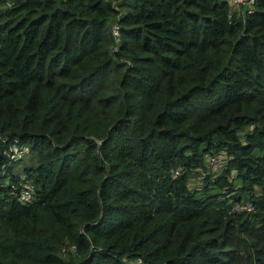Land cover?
Wrapping results in <instances>:
<instances>
[{
    "label": "trees",
    "instance_id": "trees-1",
    "mask_svg": "<svg viewBox=\"0 0 264 264\" xmlns=\"http://www.w3.org/2000/svg\"><path fill=\"white\" fill-rule=\"evenodd\" d=\"M233 9L0 0V264H264V0Z\"/></svg>",
    "mask_w": 264,
    "mask_h": 264
},
{
    "label": "built area",
    "instance_id": "built-area-1",
    "mask_svg": "<svg viewBox=\"0 0 264 264\" xmlns=\"http://www.w3.org/2000/svg\"><path fill=\"white\" fill-rule=\"evenodd\" d=\"M229 4L235 8V7H241V6H247L248 9H246L247 13H251L253 10V6L256 3V0H227ZM112 33L117 40H119V32L117 29V26H112ZM26 153V150H24L21 147L13 146L10 149L9 155L12 160L20 159L22 158ZM217 158H211L209 159L208 163L209 165H212L215 161H217ZM20 188L17 193V199L20 203H30L34 197H35V187L34 185L27 179L26 175L21 174L20 175ZM253 210V205L251 202H247L246 204H239V205H233L232 211L236 212H251Z\"/></svg>",
    "mask_w": 264,
    "mask_h": 264
},
{
    "label": "rangeland",
    "instance_id": "rangeland-1",
    "mask_svg": "<svg viewBox=\"0 0 264 264\" xmlns=\"http://www.w3.org/2000/svg\"><path fill=\"white\" fill-rule=\"evenodd\" d=\"M246 10V9H248V7L247 6H241V7H235L234 9H233V11H235V12H237V11H240V10ZM28 156L29 155H27L26 157H24L23 159H22V161H20V163L16 166V169L17 170H20L21 169V167H22V165L24 164V163H26L27 162V160H28ZM217 156V157H216ZM211 158H213V157H208V155L206 156V158H205V162L207 161V168H208V170H212V171H215L214 173H217V172H219L221 169H222V165H224V161H223V158H222V156H220V155H215V157L214 158H217L218 160L217 161H215L212 165H209V163H208V161H209V159H211ZM208 173V172H207ZM203 177H204V175L202 174V173H200L199 171H198V173L197 172H195L194 170H192L191 172H190V175H189V179H190V183H189V185H191L192 187H195V188H197V189H199V190H201L202 189V186H203V184H204V180H203ZM255 192L256 193H259L260 192V190H259V188H256L255 189ZM248 201L247 200H245V199H242L240 202H238V203H235L234 205L236 206V205H239V204H246Z\"/></svg>",
    "mask_w": 264,
    "mask_h": 264
}]
</instances>
